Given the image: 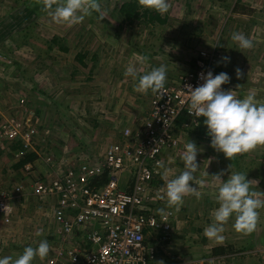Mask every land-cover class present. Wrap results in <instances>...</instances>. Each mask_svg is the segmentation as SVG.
<instances>
[{
    "label": "rangeland",
    "instance_id": "374dc122",
    "mask_svg": "<svg viewBox=\"0 0 264 264\" xmlns=\"http://www.w3.org/2000/svg\"><path fill=\"white\" fill-rule=\"evenodd\" d=\"M124 1L101 0L103 18L93 12L69 25L54 21L41 0H0V189L18 195L12 211L21 219L16 230L21 234L22 251L45 239L47 231L39 214L47 216L42 202L32 195L33 180L27 174L34 168H25L32 164L37 174L45 156L31 151L21 136L34 129L31 142L35 148L45 152L48 147L66 159L103 152L104 144L142 113L151 92L135 90L137 81L125 76L129 63L141 67L138 58L147 57L144 66L148 68L156 61L151 59L155 54L174 65L169 67L174 73L167 78H176L194 68L198 52L214 49L219 56L217 69L229 74L227 86L233 95L243 99L254 94V101L264 104V0H169V12L159 14L165 21L144 15L146 19L142 16L131 22H123L119 15ZM234 32L252 39L254 46L244 52L236 49L231 40ZM225 56L230 59L223 60ZM16 128L19 131L12 136L10 130ZM203 131L199 133L196 127L186 134L198 146L197 163L204 165L198 168L196 183L190 182L202 197L188 194L178 209L171 208L175 212L172 237L157 264H177L186 255L202 264H264V208L257 210L250 234L234 230V216L224 225L222 240L204 234L219 207L214 194L231 171L246 173L251 189L264 200V145L232 161L211 147L207 125ZM32 154L36 155L30 160ZM165 163L168 179L180 173L176 168L184 170L181 156L166 158ZM221 172V178L214 176ZM158 185L166 190L165 179ZM18 186H23L22 193ZM153 207L160 212L168 209L165 200ZM220 245L228 248L212 257V249ZM1 253L11 255L6 250Z\"/></svg>",
    "mask_w": 264,
    "mask_h": 264
},
{
    "label": "built area",
    "instance_id": "2783aa9c",
    "mask_svg": "<svg viewBox=\"0 0 264 264\" xmlns=\"http://www.w3.org/2000/svg\"><path fill=\"white\" fill-rule=\"evenodd\" d=\"M216 55L214 49L201 50L194 68L167 78L162 96L150 92L142 113L122 126L103 152L66 159L34 149V129L21 136L27 147L44 154L50 168L36 175L32 191L54 222L50 251L38 258L39 264H157L172 234L175 212L153 207L163 201L164 192L163 185L157 186L162 176L156 162L182 154L188 130L200 124L202 117L189 113L187 86L202 84V74L209 70L219 74ZM222 88L229 90L227 83ZM184 115L188 120L180 121ZM10 131L15 136L19 130ZM25 168L36 172L32 164ZM17 190L22 193L23 186ZM12 191L0 189V214L11 213L18 196ZM177 264L202 263L186 255Z\"/></svg>",
    "mask_w": 264,
    "mask_h": 264
},
{
    "label": "clouds",
    "instance_id": "9594fccd",
    "mask_svg": "<svg viewBox=\"0 0 264 264\" xmlns=\"http://www.w3.org/2000/svg\"><path fill=\"white\" fill-rule=\"evenodd\" d=\"M44 10L58 23L69 25L81 22L86 16L98 13L104 17L101 0H41ZM139 4L146 9L154 10L160 15L169 12V0H139ZM231 40L237 45L236 49L244 52L254 46L252 39L240 32H234ZM227 61L230 58H222ZM147 57L138 58V64L146 63ZM241 72L237 69V76ZM125 76L137 81L135 90L147 94H162L167 80V65L161 64L150 71H143L137 63H129L125 69ZM203 83L193 88L188 85L190 92L189 113L197 118L203 117L211 137L210 145L217 152H223L232 161L238 154L254 150L264 145V104L254 101V94L243 99L236 98L231 90H224L222 85L228 83L230 76L227 72L213 74L211 70L202 74ZM198 146L190 141L185 145L181 154L184 170L172 179H168L169 171L164 161H157V170L166 181V190L161 196L168 208H179L188 194H195L198 198L201 193L192 185L196 183ZM231 169V165H230ZM162 170V171H161ZM223 172L215 174L221 178ZM219 207L212 213V223L204 230L208 238L223 239L220 235L224 225L233 216V228L238 233L250 234L256 226L258 209L264 208V200L250 187V180L244 172H230V175L218 187L214 194ZM164 209H161L163 212ZM70 230V229H69ZM40 235V233H37ZM50 251L47 239L41 240L34 248L26 246L18 257H0V264H33L35 258L43 260Z\"/></svg>",
    "mask_w": 264,
    "mask_h": 264
},
{
    "label": "crops",
    "instance_id": "0c3cea01",
    "mask_svg": "<svg viewBox=\"0 0 264 264\" xmlns=\"http://www.w3.org/2000/svg\"><path fill=\"white\" fill-rule=\"evenodd\" d=\"M160 38L158 40H160ZM157 42L158 43H161L159 41H157ZM156 45L157 44L155 43L154 47ZM217 51H219V52L221 51L222 52L223 49L219 48V50H217ZM155 56L156 55L153 54V57L151 59H156V61H152L151 60L152 63L150 65H148V68H145L144 64L141 65V67L143 68V71H150L154 67H159L161 64H165V65H167V75H170V74L174 73L173 70H172V68H169L170 66L171 67L174 66L173 64H166L165 63V60H160V57H157L156 56L157 58H155ZM195 58H196V56L194 57V60H195ZM194 60H193L192 63H194ZM161 61H163V62H161ZM186 71L187 70H185L184 72H186ZM34 149H35V147H34ZM31 151H33V148H31ZM201 166H204V165H200L199 168ZM205 167L213 168V166H209L207 164L205 165ZM38 168H40V170L37 172V174H36L35 171L32 172L33 174L32 173L27 174L30 177V179L33 180V182H31L32 183V185H31L32 189L34 188V182H35V179H36L35 178L36 175H39V174L40 175L41 174L44 175V174H46V173H48L50 171V168L48 167V165L46 163H44V165H42V166H38ZM171 168H173V166ZM214 168H217L216 164H214ZM175 172L178 173V172H181V171L180 170H177V168H176L175 169ZM214 173H217V172H214ZM196 174H197V172H196ZM199 193H202V192L200 191ZM200 197H202V196H200ZM208 198L213 199V197H211L210 193L208 195ZM37 200H38V198H37ZM40 204H41V202H40ZM41 208H43L44 210H46V205L43 202L41 204ZM37 213H39V212H37ZM42 214H43L42 212L39 214L40 217H41V219L39 221H40L41 226H44L46 228L47 234L45 235V239H47V241L49 242V240L51 238V235H52V228L50 227V225L54 224V222L51 219V215L49 213H48V215L46 213V216L47 217H45V218H43ZM0 222L3 225V229L0 230V248H1L0 249V257H3V254L1 253V250H6V251H9L11 253V255H9V256H11L13 258H16L20 254H22V249L21 248L23 247V246L20 245L21 234L17 233V230H16V228H19V226L21 224V219H20V217H16L15 215H13V211L11 210V213L9 215L0 214ZM12 229L14 231V234H11V230ZM4 234H10L8 236L9 238H4ZM23 242H25V241H22L21 243H23ZM187 256H190V255H187ZM191 259H192V257H191ZM39 260H40V258H39Z\"/></svg>",
    "mask_w": 264,
    "mask_h": 264
},
{
    "label": "trees",
    "instance_id": "16d2710c",
    "mask_svg": "<svg viewBox=\"0 0 264 264\" xmlns=\"http://www.w3.org/2000/svg\"><path fill=\"white\" fill-rule=\"evenodd\" d=\"M139 8H141L140 7V4H139V1H136V0H125L122 4H121V6H120V10H119V15H120V18L122 17L123 18V22H131V21H135V20H137V21H139L141 18H142V16H143V18L144 19H146L145 18V16L144 15H148V16H152V17H154V18H158L159 19V21H165V19L164 18H162V17H160V15L157 13V12H150V10H148V9H145V10H140ZM150 21H152V20H150ZM53 42L55 41V39H53L52 40ZM83 58H84V56H82ZM219 73L220 72H223L222 71V69H218L217 70ZM228 84V83H227ZM182 119H184V120H188V116H183L181 119H180V121L182 120ZM201 121H200V124L197 126L198 127V129H199V133H201V134H203V130H204V126L206 125V124H204V118L202 117L201 119H200ZM202 124H204V125H202ZM193 131V129H190V130H188V133H190V132H192ZM200 134V135H201ZM117 136L118 135H116L115 137H114V139L115 138H117ZM202 136V135H201ZM203 137V136H202ZM201 137V138H202ZM188 141L187 142H189V139L188 138H186ZM112 141V140H111ZM46 150H48V147L46 148ZM35 155L36 154H32V155H30L29 156V159L31 160V159H33L34 157H35ZM171 155V157H173V156H175L176 158H179L180 156H181V154H177V153H172V154H170ZM27 160H26V158L24 159V160H22L21 162H22V164L24 163V162H26ZM171 237H172V234H171V236H170V239H171ZM51 238H52V235H51ZM169 239V240H170ZM169 240H167L165 243H168L169 242ZM226 248H228L227 246H216V247H214L213 249H212V257H215L216 256V254L217 253H220V252H224L225 250H226ZM23 252V251H22ZM38 258L39 257H37L34 261H37L38 260Z\"/></svg>",
    "mask_w": 264,
    "mask_h": 264
}]
</instances>
